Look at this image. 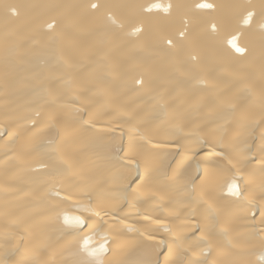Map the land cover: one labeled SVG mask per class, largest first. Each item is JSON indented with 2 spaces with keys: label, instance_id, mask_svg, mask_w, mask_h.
<instances>
[{
  "label": "bare ground",
  "instance_id": "1",
  "mask_svg": "<svg viewBox=\"0 0 264 264\" xmlns=\"http://www.w3.org/2000/svg\"><path fill=\"white\" fill-rule=\"evenodd\" d=\"M0 264H264V0H0Z\"/></svg>",
  "mask_w": 264,
  "mask_h": 264
},
{
  "label": "snow or ice",
  "instance_id": "2",
  "mask_svg": "<svg viewBox=\"0 0 264 264\" xmlns=\"http://www.w3.org/2000/svg\"><path fill=\"white\" fill-rule=\"evenodd\" d=\"M92 7H93V8H97L98 5L93 4ZM154 7H160V6H159V5H154ZM198 7L209 8V7H212V5H210V4H200V5H198ZM251 15H252V14L249 13V17H251ZM244 22H245V23H248V20L246 19ZM49 27H51V25H49ZM234 39H235V38H233V41H234ZM233 41H229V43L232 44V46L235 48L236 52H238V53H242V52L244 51V49L241 48V47L236 46V44H235ZM169 43H171V41H169ZM138 83H139V81H138ZM229 191H233L235 194H239L238 189L236 188L235 185H232V186L230 187ZM67 220H68V218L65 217V221H66V222H67ZM80 223H82V221H80ZM85 243H87V242L85 241ZM101 250H103V247H102V246H101Z\"/></svg>",
  "mask_w": 264,
  "mask_h": 264
}]
</instances>
